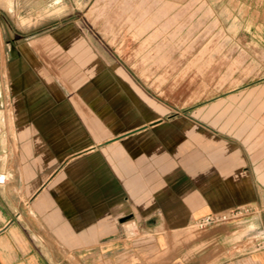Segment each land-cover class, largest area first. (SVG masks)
Instances as JSON below:
<instances>
[{"label": "crops", "instance_id": "obj_1", "mask_svg": "<svg viewBox=\"0 0 264 264\" xmlns=\"http://www.w3.org/2000/svg\"><path fill=\"white\" fill-rule=\"evenodd\" d=\"M1 10L0 264H90L99 252L107 262L138 250L113 237L130 214L150 230L151 264H264V246L240 244L239 228H193L252 201L239 146L160 118L143 98L127 121V88L119 100L98 94L74 37L19 26L15 3Z\"/></svg>", "mask_w": 264, "mask_h": 264}, {"label": "rangeland", "instance_id": "obj_2", "mask_svg": "<svg viewBox=\"0 0 264 264\" xmlns=\"http://www.w3.org/2000/svg\"><path fill=\"white\" fill-rule=\"evenodd\" d=\"M14 3L23 8L10 12L19 26H31L39 33L54 29L59 37H74L81 44L79 52L85 57L80 67H95L93 80L106 89L98 92L102 97L119 100L115 90L121 91L120 83L124 84L127 121L140 114L135 99L143 98L148 108L150 101L158 103L160 118L183 126L184 119L239 146L254 175L252 201L206 214L193 228L230 224L243 233L240 244L260 247L264 239V0H0L5 23L8 15L1 8ZM208 215L227 218L200 226L198 221ZM132 220H128L130 229ZM134 221L132 233L126 221L115 227L113 237L124 238L125 244L138 250L115 249L107 262L99 252L90 264H151L150 230L139 227L143 220Z\"/></svg>", "mask_w": 264, "mask_h": 264}, {"label": "built area", "instance_id": "obj_3", "mask_svg": "<svg viewBox=\"0 0 264 264\" xmlns=\"http://www.w3.org/2000/svg\"><path fill=\"white\" fill-rule=\"evenodd\" d=\"M226 218H227L226 215H224V216L208 215V216L202 218L201 220H199L198 224L200 226H207L209 224H212V223L217 222V221H221V220L226 219ZM259 246L260 247L264 246V239L259 243Z\"/></svg>", "mask_w": 264, "mask_h": 264}, {"label": "water", "instance_id": "obj_4", "mask_svg": "<svg viewBox=\"0 0 264 264\" xmlns=\"http://www.w3.org/2000/svg\"><path fill=\"white\" fill-rule=\"evenodd\" d=\"M131 219H134V215L133 214L125 216L124 218L121 219V222H125V221L131 220ZM139 226H141V224Z\"/></svg>", "mask_w": 264, "mask_h": 264}, {"label": "bare ground", "instance_id": "obj_5", "mask_svg": "<svg viewBox=\"0 0 264 264\" xmlns=\"http://www.w3.org/2000/svg\"><path fill=\"white\" fill-rule=\"evenodd\" d=\"M132 224V223H131ZM136 228V224L133 222V228L132 229H130V228H128L130 231H132V230H134Z\"/></svg>", "mask_w": 264, "mask_h": 264}]
</instances>
